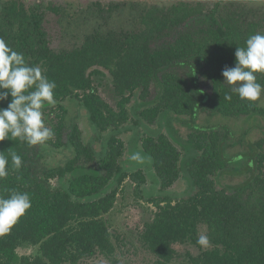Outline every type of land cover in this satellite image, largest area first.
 I'll return each mask as SVG.
<instances>
[{"label": "trees", "instance_id": "obj_1", "mask_svg": "<svg viewBox=\"0 0 264 264\" xmlns=\"http://www.w3.org/2000/svg\"><path fill=\"white\" fill-rule=\"evenodd\" d=\"M65 11L52 0H0V39L55 81L54 106L61 113L55 140L34 146L0 141V152L9 159L0 196L16 190L31 198V208L0 236V264H83L113 257L120 245L104 215L131 174L146 182L152 177L143 190L159 207L140 235L151 264H173L185 244L201 248L189 256L190 264H264V153L253 157L254 168L247 165L248 179L220 187L217 176L230 165L223 147L230 131L193 123L199 112L264 116V92L255 102L241 100L222 76L225 66H235L236 48L264 33V0H95L81 10L83 21L95 25L79 42L58 47L51 24ZM256 75L264 85V74ZM95 76L109 77L118 109L101 97ZM200 79L210 81L209 92ZM152 87L157 88L153 100ZM75 105L87 115L88 138L80 115L72 114ZM167 112L190 117L193 132L183 141L149 132L148 123ZM131 131L138 132L136 149L151 160L146 168L126 162ZM12 153L22 158L18 170L11 165ZM183 181L188 189L180 192L175 183ZM201 234L210 247L197 244ZM23 243L38 245L39 253L19 254Z\"/></svg>", "mask_w": 264, "mask_h": 264}, {"label": "rangeland", "instance_id": "obj_2", "mask_svg": "<svg viewBox=\"0 0 264 264\" xmlns=\"http://www.w3.org/2000/svg\"><path fill=\"white\" fill-rule=\"evenodd\" d=\"M61 6H65V13L62 17H54L51 24V31L55 38V44L58 47L72 46L81 40L84 33L91 29L95 23L86 24L83 21L82 8H86L91 2L95 0H52ZM109 1V0H103ZM115 2L120 0H114ZM144 4H151L153 2L168 4L171 0H136ZM257 4V3H255ZM79 18V21H78ZM60 19V20H59ZM76 22H75V21ZM79 24H78V23ZM116 24V17L111 20ZM180 71H184L180 68ZM94 85L101 97L109 103L113 108L118 109L119 96L116 93L115 87L108 76H95ZM200 85L207 92L211 89L210 81L200 79ZM157 94V88L152 87L150 99L153 100ZM65 103L70 106V102L65 100ZM260 105L264 106V97L260 100ZM73 115H80L79 125L83 136L88 138L90 129L88 127V120L85 111L78 110V105L71 106ZM43 111V119L45 125L54 129L57 126L59 119V110L57 106L48 107ZM61 114V113H60ZM189 121L190 117L187 115H177L173 112H167L160 115L158 120L150 121L149 132L154 133H168L180 141H183L192 131ZM193 123L200 125L206 129L220 128L221 132L226 131V127L230 131V135L224 139L223 147L224 156L229 159V169L225 174L220 173L217 176V182L220 187H230L241 183L248 179L252 172L248 170V166L254 168L253 157L256 153L262 151L264 153V116L260 113H251L240 118L224 115L218 112L206 113L199 112L195 115ZM147 124V125H148ZM144 126V125H143ZM93 133V132H92ZM138 132L132 131L128 134V142L131 147V156L133 153H140L142 159L134 161L129 154L126 155V162L135 165H142L147 167L151 165V160L147 155H143L139 149H136L134 137ZM56 134L52 137L55 140ZM261 139V144L252 147V144ZM246 155V157H244ZM65 158V157H63ZM62 160V157L57 158ZM241 163V165H240ZM248 163V164H247ZM248 165V166H247ZM241 166V167H240ZM235 167V168H234ZM264 170V161L262 163ZM240 169V170H239ZM239 170V171H238ZM152 177L144 178L143 176L129 175L119 192L113 205V208L104 215L105 221L109 231L113 234V238L120 248L113 257H96L92 260L83 261V264H151L152 257L147 252L143 242L141 241V232L145 229L148 223L155 219L158 211L157 202H152L147 199L145 191L143 190L146 184H150ZM175 189L184 192L187 191L188 186L186 182H176ZM207 247L203 248H208ZM179 255L173 264H190L189 256L197 254L201 248L194 244H185L178 248ZM19 254L36 255L39 253V246L29 243H23L17 248Z\"/></svg>", "mask_w": 264, "mask_h": 264}, {"label": "clouds", "instance_id": "obj_3", "mask_svg": "<svg viewBox=\"0 0 264 264\" xmlns=\"http://www.w3.org/2000/svg\"><path fill=\"white\" fill-rule=\"evenodd\" d=\"M235 66L222 70L224 84L230 86L231 94L241 100L257 101L264 85L258 82L257 73L264 74V33L250 35L244 46L235 50ZM55 81H51L38 66L29 65L23 53L13 50L0 39V102L11 97L7 107H0V141L19 139L30 146L44 144L54 136L51 128L45 125L43 108L45 104L54 106ZM225 94L226 100L232 95ZM131 159L140 161V153H133ZM9 159L0 152V179L8 175ZM14 169L22 167V158L11 154ZM31 198L27 192L12 190L7 197L0 196V236L10 232L28 209ZM209 237L198 236L197 244L209 245Z\"/></svg>", "mask_w": 264, "mask_h": 264}]
</instances>
